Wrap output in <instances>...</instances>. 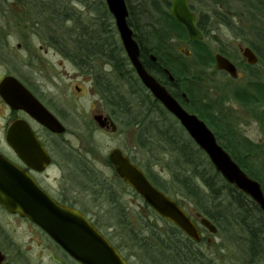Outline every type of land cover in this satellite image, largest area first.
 <instances>
[{
    "label": "rangeland",
    "instance_id": "rangeland-1",
    "mask_svg": "<svg viewBox=\"0 0 264 264\" xmlns=\"http://www.w3.org/2000/svg\"><path fill=\"white\" fill-rule=\"evenodd\" d=\"M24 1L0 0V41H2L0 45L4 43V47L0 48V57L4 56L5 61V64L4 61L0 62V78L3 72L19 76L33 88L43 104L66 127L62 134L53 138L43 132L41 134L52 161L56 163L54 171L47 172L49 191L54 192L55 189L62 191L64 197L70 200L77 210L84 211L105 235L120 246L119 251L127 257L130 264H165L161 256L154 261L150 260L136 238L138 240L143 238L144 224H147L151 232L154 230L163 234L166 231V223L151 211L142 198L116 177L107 154L112 149L120 148L124 153L132 155L136 161L152 165L160 175L166 176L163 168L171 165L168 153L162 152L165 151L162 147L153 145L152 152L146 154L148 144L147 146L145 144L146 148L141 147L139 141L140 132L146 134L145 126L148 124L143 123L140 127H136L119 123L114 118L109 103L96 92V79L103 73L109 74L112 78V68L104 61L95 59L94 70H90L92 72L81 71L74 62L67 61L58 53L52 52L49 48L52 42L49 34L62 24L40 15L29 16L30 13L27 14L24 9L25 4L36 2V0ZM134 1L136 0H131V4ZM200 1L204 4H199V12L203 11L208 15L211 8L217 12L227 13L228 16L235 12L236 15L233 18L240 22L241 26L246 28L245 30L252 29V22L246 19L239 21L237 17L242 13L245 17L246 3L242 5L237 0H228L230 2L223 6L221 4L215 6L213 0ZM56 2H60L62 8L65 4H69L74 9L79 18L78 28L83 25L100 30L97 22L99 17L96 15L98 12L96 13L95 8L92 10L88 4L84 5L77 0H56ZM103 4L105 5V0H92V5L98 9ZM37 5V3L33 4V12L38 11ZM102 6L101 9H103ZM260 12L255 14L256 26L264 30V19L259 17ZM46 20L49 22L48 25ZM109 23L111 27L109 33L113 31L112 38L121 46L113 17ZM66 24L70 30L77 28L75 21L74 23L66 21ZM17 44H20V47H17ZM207 44L213 55L220 54L218 51L223 50V55L226 54L229 59L232 57L239 77L231 79L227 74L218 72L214 63L210 68L199 67L198 72L201 71L203 75L200 79L203 81V88L199 92L208 100L221 102L223 108L234 115L236 123L233 129L261 145L258 156L264 161V120L260 110L251 112L248 107H243L234 100L229 93L234 86L244 83L248 85V81L252 78V74L247 71L249 65L241 54L246 45L223 25L219 26L217 32L214 30L210 32ZM165 45V50L173 57L177 54L191 57L192 45L177 35L166 37ZM95 114L109 115L117 124V131L111 133L109 129H101L93 120ZM8 120V110L0 106V140L3 138ZM100 179L106 185H110V194H103V190L96 186ZM172 196L193 218L198 219L204 216L190 198L180 193ZM4 214V225L9 242H14L23 252L25 262L57 264L55 260L64 259L59 255L62 252L59 247L37 226L27 219ZM200 236L202 243L196 247L216 264H242V256L238 249L223 235L212 234L201 227ZM149 241L152 245L153 241ZM17 263L21 264V261Z\"/></svg>",
    "mask_w": 264,
    "mask_h": 264
},
{
    "label": "trees",
    "instance_id": "trees-1",
    "mask_svg": "<svg viewBox=\"0 0 264 264\" xmlns=\"http://www.w3.org/2000/svg\"><path fill=\"white\" fill-rule=\"evenodd\" d=\"M19 1L23 2L24 0ZM77 1L84 5L88 4V7H91V9L95 8L96 13L98 12L96 15L99 17L97 22L100 28V37H94L95 40L92 39L93 41L91 45L87 44V46L85 45L81 48H74V41L60 36L64 42L57 41L55 38H53V40L51 38L56 42L54 43L55 45L51 44L52 47L57 50L61 49L62 54L67 57L69 61L74 62L81 71L85 70L88 72H92L90 71L91 69L94 70L93 63L96 61V54L97 56L102 53L105 54V47L115 49L118 54L117 59L119 60L120 65L126 70V80L135 84L140 90V93L136 95V97L133 96L123 84L121 85L119 81L111 79L109 74L106 75L104 73L100 74V77L95 81L96 92L101 94L109 103L112 113H114V118L117 119L119 123H124V126L136 127H140L143 123H147L148 125L145 126L147 130L145 132L146 134L140 132L141 139L139 143L141 144V147H145V144L146 146L148 144V147H145L146 154L152 152L151 149L153 148V145L162 147L165 150L162 152L168 153V156L170 157L168 160L171 165L163 168L164 173L167 174L164 176L162 174L160 175L158 171L155 170L154 166L147 163L142 164L136 161L132 155L125 154L129 155L130 159L143 169L150 182L165 194L174 198V196H172L173 194L180 193L181 195L190 198V200L199 207L201 214H203L204 217H207L211 223L216 226V234L223 235L228 242L236 246L238 252L242 256V264H264V213L261 211L260 207L253 202L249 196L236 189L232 184L223 180L219 172L212 167L211 162H209L205 153L198 149L194 141H191L178 122L168 114L166 110L161 108L159 103L152 98L148 90L142 86L134 69L130 67V63L124 54L123 48L112 38L113 31L109 33V29L111 28L109 21L112 17L107 10V6L103 4V6L100 5L98 9V7L94 6L95 4L92 5V0ZM124 1L128 12L127 23L129 27L132 28L133 37H135L138 42L140 48L139 58L141 59L143 67L147 69L153 77L158 79V77L155 76L153 68L155 64L148 62L144 58L143 52L145 50V44L148 43L151 47H155L156 40H162V44H159L158 47H160L163 57L169 61L168 68H170V74L173 78V85L181 84L184 89L180 92H186L192 98V94L196 91L188 85L189 80L193 79L195 86H198V84H200V79L203 78L201 71L198 72V68H210L213 63V55L207 45H205V41L190 42V45H192L191 57L177 54V56L181 57V60L186 62L187 67L178 68V65L177 67H174L172 60L169 58H175L177 56L173 57L167 50H165L166 37L177 35L180 39H186L187 35L183 26L175 22L171 14H169V7L171 5L170 0H136L134 3L132 2V4L131 0ZM213 1L215 6H218V4L223 6L225 3L230 2L228 0ZM237 1L240 4L246 3V5L249 2H254V5L250 8L247 6L246 18L243 13L237 16L239 21L246 19L250 23L252 22V28L255 14H258L260 10L261 14L259 17L264 19V0ZM60 4L61 3L56 2V0L48 1L46 4H38L37 7L39 9L36 12H33V6L28 3L25 4V8H23L27 11V14L30 13L29 16L40 15L46 19L62 21L63 23H66V21H73L74 23L75 21V24L78 27L79 24L77 23L79 18L78 15L75 14L74 9L71 8L69 4H65L62 8ZM199 4L202 5L204 3L200 0H189V8L196 15L195 24L205 36L208 35L209 30L204 24V18H207L209 15H217V17L221 16L222 19L220 21L222 23L219 24L226 25L227 29L235 28L245 33L238 39L245 43V45H248L254 53L257 54L258 63L262 65L261 67L264 66L263 29H258V31L252 29L250 31L248 29L245 30L246 28L241 26L240 22L233 18L236 15L235 12L228 16L227 13L217 12L211 8L207 15L203 11L199 12ZM101 6L103 9H101ZM139 21L144 25H138ZM48 24L49 22L47 21V25ZM61 28L62 27L59 26L60 30ZM70 35L72 36L73 34L70 33ZM81 39H75L78 41L76 42V47ZM81 41L85 42L84 40ZM84 50H86L88 54V58L86 59L83 57ZM220 53L224 54V51L220 50ZM163 57L161 55L158 56V60H163L166 65ZM82 59L85 60L86 63L83 64ZM117 59L111 61L110 59L108 60L103 57L99 60H101V62L104 61L113 69V66L118 64V62H116ZM258 71L261 74L260 78L256 79L257 82L259 80V84L255 87L256 89L254 88V92L257 94L250 95L249 89L254 80V73ZM250 74L253 75V78L248 81V85L244 83L240 86H234L231 88L232 90L230 89L231 91L229 93L234 100L242 104L243 107H248L251 112L259 109L262 114V120H264L263 74L261 73L260 68L257 67H254L253 70L250 69ZM160 82L162 81L160 80ZM200 95L205 99L207 105L205 108L208 109L209 112L192 109L188 106L185 107L189 109V112L196 114L199 119H203L206 122L208 127L214 131L216 140L221 147L229 153L233 161L237 162L242 171H244L250 178L260 183L261 190L264 194V161H262L261 158L259 159L258 156L259 147L261 148V145L252 142L250 139L240 134L236 129H233L234 124L236 123V118L223 108L221 102L219 103L214 100H208L201 93ZM143 99L147 102L144 103ZM147 104L149 105L150 111H152L158 119L164 122L168 127L167 132H163L162 137H158L154 133H148L151 122H149V116L146 111ZM119 105H122V108H120ZM159 111L163 112V114ZM120 117H123V119H120ZM157 130L159 131V129ZM170 135L172 136L170 137ZM96 186H99L103 190V194L111 193L110 185H106L101 179L96 183ZM175 201L178 202L177 199H175ZM178 204L181 206L180 202H178ZM227 218L231 223L228 228L221 225L222 221ZM90 220L93 221L92 219ZM163 222L166 223V231L163 233L164 235L161 234V232L154 230L151 232L147 228V224H144L145 227H142L144 232L143 238L141 240L136 238L138 242L140 241L142 249L145 250L152 261L157 259V257L153 258L150 255V251L153 249L157 250L158 256H161L162 259H164V254L165 257H169L167 252L162 249L165 242H170L168 247L171 249H175L177 246H183L184 249H186V247L192 249V246L194 245L192 240L185 236L177 227L164 220ZM93 224L99 231H101L95 221H93ZM258 227H260V230H257ZM105 236L119 250L120 246L115 244L112 238L108 235ZM149 240L153 241L152 245ZM175 255H171L172 258Z\"/></svg>",
    "mask_w": 264,
    "mask_h": 264
},
{
    "label": "water",
    "instance_id": "water-1",
    "mask_svg": "<svg viewBox=\"0 0 264 264\" xmlns=\"http://www.w3.org/2000/svg\"><path fill=\"white\" fill-rule=\"evenodd\" d=\"M170 3L169 14L174 21L184 27L190 40L200 39L202 34L195 24V15L189 9L188 0H171ZM105 4L114 18V25L126 57L143 86L179 121L191 140L205 152L209 162L224 181L249 196L264 213V194L260 183L250 178L237 162L232 160L202 119L184 110L171 94L143 68L138 58L137 42L127 23L128 13L125 1L105 0ZM241 54L247 64L252 65L256 61L254 53H251L248 47H244ZM214 66L217 70H224L233 77L238 76L235 66L221 54H215ZM0 97L9 107L22 110L50 132L61 134L65 130L59 120L14 77L8 75L0 81ZM93 120L101 128H109L111 132L116 130L115 123L107 116L95 114ZM5 139L10 149L14 150L27 168L44 171V168L49 165L51 159L46 149L42 147L32 127L24 119L10 123ZM107 156L117 176L121 177L128 187L135 190L159 217L178 227L193 241L201 239L198 226L192 219L174 200L150 183L141 168L135 165L129 156L124 155L119 148L111 150ZM0 205L9 214L27 218L37 225L79 264H128L114 245L81 211L55 201L27 170L7 160L1 153ZM199 223L210 233H216V227L207 218H201Z\"/></svg>",
    "mask_w": 264,
    "mask_h": 264
},
{
    "label": "bare ground",
    "instance_id": "bare-ground-1",
    "mask_svg": "<svg viewBox=\"0 0 264 264\" xmlns=\"http://www.w3.org/2000/svg\"><path fill=\"white\" fill-rule=\"evenodd\" d=\"M253 5H254V2H252V3L249 2V3H247L246 6H248L250 8ZM221 19H222L221 16H218L217 17V15H209L207 18H204V24L206 25L207 29L209 30V33H208L207 36H205L200 31V29L198 28L200 34H202V37L200 39H198V40H190L189 39V36L186 34L187 35V38L186 39H183V40H185L186 42L188 41L189 43L190 42L205 41V45H207L208 49H210L211 54H212V50L209 47V44H207L208 36L210 35V32L212 30H214L215 32H217V30L219 29V26H221V25L226 26L224 24H219V23H222L220 21ZM59 22L62 24L61 31L56 32L55 30H52L51 38L52 39L55 38V40H57V41L64 42L60 38V36H63V37H65L68 40L74 41V45H75L74 48H78V47L81 48L82 46H85V45L87 46V44L91 45V43L93 41L92 39H94V37H97L98 38L101 35L100 32H99L100 30H98V29H93V28L90 29V28L85 27V26L82 25L79 28L77 27L78 29L76 28L75 30H73V29L70 30V29H68L67 24L65 22L64 23L62 21H59ZM138 25L143 26L144 24H141V22L139 21L138 22ZM58 30H59V28H58ZM228 30L236 38H240L241 35H244L245 34L241 30L239 31V30H237L235 28H228ZM252 30L258 31V27L256 26L255 19L253 20ZM70 33H72L73 35L71 36ZM81 37H82V39H81ZM76 38H80L81 40H84L85 42H82L80 40V43L76 47V42H78L77 40H75ZM159 44L160 45L162 44V40L160 41L158 39L155 42V47L154 46L151 47L148 43L145 44V46H144L145 47V50L143 52V56H144V58L148 62H152V63L155 64V66H153L154 72H155V76L158 77V79H160L162 82H160V80L156 79L155 77H153V78L156 81H158L159 84L164 89H166L167 91H169L172 94L173 98L177 101V103L184 110H186L189 114H191V112H189V109H187L185 106H188L189 108H192V109H199L200 111L203 110V111L209 112L208 109L205 108V107H207L206 102H205V99L202 98V96L198 92V89L200 90V89L203 88L202 87V85H203L202 82L203 81L201 80L200 81V84H198V86H195L194 80L193 79L189 80L188 85L190 87L194 88L195 91H196V92H194L192 94V98L189 96L188 93H186V92H180V91H182L184 89V87L181 84H179V85L174 84L173 85V83H172L173 78H172V76L170 74V68H168L169 67V61H168V59H166L165 57H163V55H162V53L160 51V47H158ZM246 47H248L250 49L251 53H254V51L248 45H246ZM104 49H106L105 50V54L102 53V54H99V56H97V54H96L95 55L96 56V59H101V58L105 57L108 60L110 59L112 61L113 59H117L118 58V54H117V52H116L115 49H112L110 47H105ZM72 50H73V48H72ZM218 52H220V51H218ZM160 55L164 58L166 65L164 64L163 60H160V61L158 60V56H160ZM254 55L256 57V61L252 65H249L250 68L247 69V71L250 72V69L253 70V68L254 67L256 68V66L258 65L257 68H260L261 73L263 74V72H264V66L263 67H260V64L258 63L257 54L254 53ZM83 57L85 59L88 58V54H87L86 50L83 51ZM242 57H243V55H242ZM225 58L230 62V64L234 65L235 62L232 60V57H231V59H229L225 55ZM169 59L172 60V63H173V66L174 67H177V65H178V68H182V67H185V66L187 67L186 62L183 61V60H181V57H179V56H177L175 58H172L171 57ZM116 62H118V64H115L113 66V69H112L113 70V75H112V78L111 79H115L116 81H119L121 83V85L123 84L128 89V91H130V93L133 96L136 97V95H138L140 93V90L131 81L126 80V70H124L123 67L120 65L118 59H117ZM84 63H86L85 60H83V64ZM213 63H214V55H213ZM234 66L236 68V65H234ZM218 72H223V73L227 74L228 76H230L231 79L232 78L233 79H237L239 77V75L237 77H233L232 75H229L224 70H221V71L218 70ZM254 74H255L254 75V80H253V82L251 84L252 85L251 88L249 89L250 95L257 94V93L254 92V88L256 86H258L259 80L257 82L256 79L257 78H260V75H261L259 71L258 72H255ZM252 78H253V75H252ZM143 101H144V103L147 102V101H145V99H143ZM157 102L159 103V105L161 106V108L164 109V107L161 104V102L160 101H157ZM119 106H120V108H122V105H119ZM146 111H147V115L149 116V122H151L150 123L151 125H150V127L148 129V133H154V134H156V136L162 137L163 136L162 135L163 132H167L168 127L166 126V124L164 122H162L160 119H158V117L152 111H150L148 104L146 105ZM159 112H158V114H159ZM160 113L163 114V112H160ZM157 129H159V131ZM172 135H170V137ZM261 211H262V209H261ZM230 224L231 223H230V221H229L228 218L227 219H224L222 221V223H221V225L223 227H227V228H228V226H230ZM257 230H260V227H258ZM169 244H170V242H165V244L162 246V249H164V251H166L167 254L169 255V257H165V254H164V259L163 260H165L164 261L165 264H204V262L202 261V258H201L204 253H202L201 250H197L199 248L196 247L199 244L193 245L192 246V249L191 248H188V247H186V249H184L183 246H177V248H175L176 250L175 249H171L170 247H168ZM173 254L174 255L176 254V255L172 258L171 255H173ZM150 255L153 258L158 257L157 250L150 251Z\"/></svg>",
    "mask_w": 264,
    "mask_h": 264
},
{
    "label": "flooded vegetation",
    "instance_id": "flooded-vegetation-1",
    "mask_svg": "<svg viewBox=\"0 0 264 264\" xmlns=\"http://www.w3.org/2000/svg\"><path fill=\"white\" fill-rule=\"evenodd\" d=\"M48 1H52V0H36V2L30 3V5L33 6L34 3L46 4ZM53 1H55V0H53ZM55 31L59 32L61 30L57 29ZM51 41H52L51 42L52 45L54 43H56L52 39H51ZM0 42H2V41H0ZM52 45H50L51 47H49L52 52L58 53L65 60L69 61L68 58L65 57L62 54V50L61 49H59V50L54 49L52 47ZM1 47L2 48L4 47V43L2 44V46L0 45V48ZM17 47H20V44H17ZM3 61H4V56H1L0 57V62H3ZM4 64H5V61H4ZM8 75L14 77L17 81H19L22 85H24V87L28 91H30V93L32 95H34L41 102L40 97H38L34 93L33 88L30 85H27L26 82L24 80H22L19 76L16 77L15 75L3 72L2 73V77L0 78V81L3 78L7 77ZM0 106L3 107L4 109L8 110V117H9L8 123L5 126V132H4L3 138L0 140V153L3 156H5V158L7 160H10L13 163H16L18 166H20L24 170H27V172L35 179V181H37L39 183V185L42 187V189L44 191L49 192V194L55 200L59 201L62 204H65V205L69 204V205L73 206L72 202L64 197L62 191L55 189V191L52 192V191H49V189H48V185L50 183H49V180H47V178H46L47 175H48L47 172H48V170L54 171V169L56 167V163L52 161V158L50 157V152H49L48 148H46L45 141H44L43 137H41V134L43 132L44 134H46L50 138L55 137L57 134H55V133L52 134L46 128L41 127L32 118L28 117L22 110H20V111L19 110H13L11 107H8L7 103L4 101V99L2 97H0ZM18 119H24L28 123V125L30 127H32L36 137L40 140V142L42 143V146L48 152L49 157L51 158V161H50V164L44 169V171H37V170H34V169L32 170L30 168H27L23 164V162L21 160H19V158L16 155V153L14 152V150L10 149V147L7 145V142H6V139H5V133H6L7 127L10 125L11 122H13L14 120H18ZM4 213H6V211L0 205V264H18L17 261H21V264H31V262H28V261L25 262L24 256H22L23 252H21V250L18 248V246L15 245L14 242H12V241L9 242V236L7 235V230H6V227L4 225V215H5ZM195 218L197 220V217H195ZM192 243L194 245L200 244V243H202V239L200 241H196V242L192 241ZM197 250H199V249H197ZM201 252L203 253V251H201ZM121 254H123V253H121ZM59 255L64 257V259L55 260V262L57 264H78L70 255H68V254H66L64 252H61V254H59ZM54 257H56V256H54ZM201 258H202V261L204 262V264H216V262L214 260H212L211 258L207 257L205 254H203V256ZM61 260L63 262H61Z\"/></svg>",
    "mask_w": 264,
    "mask_h": 264
}]
</instances>
